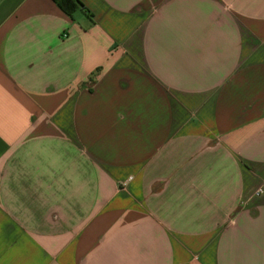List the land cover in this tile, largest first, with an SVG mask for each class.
Listing matches in <instances>:
<instances>
[{"label": "crops", "instance_id": "crops-1", "mask_svg": "<svg viewBox=\"0 0 264 264\" xmlns=\"http://www.w3.org/2000/svg\"><path fill=\"white\" fill-rule=\"evenodd\" d=\"M0 0V264H264V0Z\"/></svg>", "mask_w": 264, "mask_h": 264}, {"label": "trees", "instance_id": "trees-1", "mask_svg": "<svg viewBox=\"0 0 264 264\" xmlns=\"http://www.w3.org/2000/svg\"><path fill=\"white\" fill-rule=\"evenodd\" d=\"M52 1L68 16H71L77 10H81L89 14V12L77 0H52Z\"/></svg>", "mask_w": 264, "mask_h": 264}]
</instances>
